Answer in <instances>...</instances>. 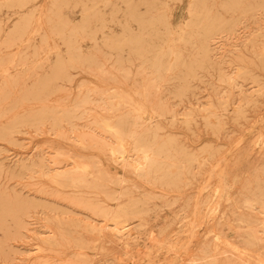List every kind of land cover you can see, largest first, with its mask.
<instances>
[{"label": "rangeland", "instance_id": "rangeland-1", "mask_svg": "<svg viewBox=\"0 0 264 264\" xmlns=\"http://www.w3.org/2000/svg\"><path fill=\"white\" fill-rule=\"evenodd\" d=\"M130 1L139 18L168 13L172 30L188 19L189 0ZM201 1L214 14L232 13L234 27L220 34L211 61L202 65L192 63L195 44L175 39L180 63L160 72L131 50L109 48L110 37L122 32L124 0H67L58 9L65 34L82 24L85 7L98 13L102 21L92 16L89 22L94 33L78 38L91 61L74 56L54 33L48 19L54 0L0 7V264H264L262 0ZM224 3L232 4L230 14ZM130 27L137 29L134 22ZM156 34L149 43L167 35ZM238 66L248 73L238 76ZM6 75L14 80L2 85ZM133 98L145 102L141 119L133 115ZM104 117L148 140L155 132L154 140L176 153V161L194 160L175 183L137 176L133 141L124 142L127 152L118 159L109 150L118 139L97 125ZM76 164L90 166L97 187L80 193L50 180L53 172L83 175ZM101 189L125 195L104 200ZM129 197L140 200V211L123 235L113 233L111 221L93 206L101 199L115 209L129 205ZM47 236L56 242L45 245Z\"/></svg>", "mask_w": 264, "mask_h": 264}, {"label": "bare ground", "instance_id": "bare-ground-1", "mask_svg": "<svg viewBox=\"0 0 264 264\" xmlns=\"http://www.w3.org/2000/svg\"><path fill=\"white\" fill-rule=\"evenodd\" d=\"M24 1L25 0H0V7L5 5V4H14V2H24ZM124 1H126L125 2L126 3V12L124 14L125 20H124V22L122 23V26H121L122 27V32H121L120 35H116V36H111L110 37L111 42H110L109 48L111 50H123L124 48H126L129 51L130 50L133 51L137 55L143 57L144 61L149 60L150 61V66L153 68V70L155 72H160L161 70H169V69L172 68V66H175V65L180 63L181 54H180V51L178 50V47L174 43L175 39H177V40H179L181 42H190V43H193V44L196 45L197 58L195 60H193L192 63H195L197 65H200V64L202 65V63L205 62V61L206 62H210L211 61V57H212V51H213L212 45L215 44V42H216L215 40L218 37H221L220 34L223 31L231 30L234 27V23H235V20H236L235 17L231 13V10L233 11L232 7H229V6L232 5L231 3H224L222 5V7L224 9V12L227 11L228 13L229 12L231 13V14L229 13L230 15L228 17H225L221 13H218V14L212 13L211 9L207 8L206 6H204V4H203V2L201 0H189V5H188V8H187L188 10L186 9L187 13H188V19L183 24H181L180 27H178L177 30H175V29L172 30V29H170V22L168 21V19H167L168 16L166 15L168 13L165 14L164 11L161 10L159 12V14L156 16L155 19L147 20V19L139 18L138 14L136 13L135 4H133L130 0H124ZM63 5L64 6L68 5L67 0H54V2H53L54 10L52 11V15L50 14V16L48 17V19H50V21L52 22V26L55 28V30L53 28H51V29L54 30V33L58 37L63 38L64 40L67 41V43L69 45V51L72 52V54L74 56H76L77 58H80L82 60L91 61V59L89 58L88 54L81 53L80 45H78V38L82 37L81 35L91 36L92 32L94 33L93 30L91 32L90 23H89L90 22V18L92 16H94L97 21H102V20L99 17L98 13H96V12L89 13L86 10L88 7L87 8L85 7L83 10L86 13L84 15L85 18H84V21L82 22V24L73 26L71 28H68L67 34H65L64 33L65 32L64 28H66L68 25H67L66 21H64L63 19H61V18H59L57 16L58 15V9L61 6H63ZM259 5L262 7V9H264V0H262V3L259 4ZM83 7H84V5H83ZM92 7L93 6H90L89 8H92ZM159 7L161 8L162 6L159 5ZM17 8L20 9L19 7H17ZM156 13H158V12H156ZM27 14H28V12L25 15H27ZM46 15H49V14H46ZM28 18H30V17H28ZM43 18H45V17H43ZM132 22L136 23V26H137L136 30H132V28L130 27ZM20 23H21V21H20ZM26 23H27V21H26ZM43 23H46V22H43ZM27 25H28V23H27ZM103 27H104V25H100V29L101 28L103 29ZM260 29L264 30V24L262 25V27H260ZM48 30H49V28H48ZM25 31H24V33H25ZM13 32H14V30H13ZM50 32L51 31H48V33H50ZM157 32L167 33V35H168V33L171 34V32H173V34H175L176 37L175 38L173 36L172 37H168L166 35V36L162 37V42L161 43H156V44L149 43L148 42L149 36H153ZM262 32H264V31H262ZM24 33L22 35H24ZM44 33H45V31H44ZM101 33H102V35L104 34L103 31ZM12 35H13V33H12ZM14 39H13V41H14ZM5 41L7 42V39H5ZM8 41L10 42V39ZM3 42H4V40H3ZM9 42L6 43V44L10 45ZM167 58H170V60L168 61ZM7 59H9V58H7ZM2 60H3V58H1V61ZM1 63L4 64L6 62H4V63L1 62ZM66 65H67V63H66ZM59 66H60V64H58L57 67H59ZM263 66H264V63H263ZM64 69H66V68L64 67ZM244 69L245 68L238 66V74L237 75L239 76L240 74H243V72H246ZM4 70H6V68ZM34 70H36V68ZM192 70H193V68H192V66H190L189 73ZM185 72H187V71H185ZM246 73H248V72H246ZM63 75H65V74H63ZM12 77H11V79H9L10 77L8 75L4 76L1 79L2 85H6L5 83H7V84L8 83H12L13 80H14V79H12ZM25 79H27V77ZM151 81H153V80L151 79ZM147 82H150V79ZM238 85H239V83H238ZM149 86H153V85L149 84ZM260 86L261 85H259V87ZM256 92L257 91H255V93ZM112 93H114V92H112ZM141 93H143V92L141 91ZM107 94H109V93H107ZM8 96H9V93H8L7 97ZM109 96H111V95H109ZM119 96H120V94H119ZM4 97H6V95ZM112 97H114V96H112ZM247 99H249V98H247ZM247 99H246V101H247ZM249 100H251V99H249ZM208 103H210V102H208ZM114 104H116V100H115ZM130 106H132V105H130ZM110 109L112 110V108H110ZM40 111H42V110H40ZM133 111L135 113L133 115H135L136 119H141L146 113H148V110H147V108L145 106V102H144V104L143 103H137L135 101V99H134ZM155 113H156V110L151 108L150 111H149V115L153 116ZM209 113H211V112H209ZM28 118H30V117H28ZM93 120H95V119H93ZM95 121H97V120H95ZM112 123H113V121H112ZM112 123L106 117L99 118V120L97 121V125L99 126V129L101 127L107 133H110V134L112 133V138H114V136H115L118 139V143L115 144L116 146H112V145L109 146V150L112 152V154L118 156V159H119V157L124 159L125 153L127 152V148L125 147V145H126L125 143H127V142H125V141L126 140H132L133 141L132 145H130L129 143L128 144L131 146L130 149L134 150L135 154H137V156H136L137 159H135L133 161V164H132V162L130 164H132L131 167H133L134 173L137 176H145L146 178L152 177L154 179L159 178V179H162L163 181H165L167 183H175L178 180V177L180 178L179 175L182 172H184L186 166L192 160H194V158H192V157H184V158L179 159L177 161L174 160V157H175L176 153L174 154V152H171L170 149L165 148L163 146V142L162 143H158L157 141H155L154 140L155 132H152V139L148 140L145 136H143V132L142 133L141 132H136V130H134L132 127H131L132 130L124 132V131H122L121 129L118 128L117 124H112ZM133 125H134V123H133ZM102 129H101V131H102ZM109 136H111V135H109ZM117 139H114V140H116V142H117ZM81 142H83V141H81ZM106 144H108V143H106ZM105 146L107 148V145H105ZM128 148H129V146H128ZM172 150H173V148H172ZM58 154H56V155H58ZM74 168L75 169H79V170L81 169L82 172H83V175H80V174H76L75 175V174H72V173L69 174L66 171H64V172H56L55 171L56 172L55 174H54V172H53V175L49 174L51 179L47 178V180L48 179L52 180V182L54 184L60 186L61 188L62 187L74 188L80 193H82L81 188H83V187H85V188L87 186H89V187L90 186L97 187V182L96 181H98L97 179H99V178H97L93 174V171L91 170L90 166H87V165L86 166H80L79 164H76ZM172 168H174V170ZM60 171H62V170H60ZM84 176H86L87 178L86 177L84 178ZM98 186H100V185H98ZM101 186H103V185H101ZM104 187H106V185ZM96 190H99V189H96ZM84 191H85V189H84ZM100 191L103 193L104 200L107 199V200H110V201L120 198V195H125V194H122V193H119V194H115L113 192L109 193V191L106 192L103 189H101ZM92 194H93V192H92ZM90 198L92 199V197H90ZM128 200H129V205H127V204L126 205H118L117 208H115V209H110L111 207H108L107 205H103V200H101V199L97 200L96 202H101L102 204H100V203L98 204L97 203L95 205V207L93 206L94 210L99 212L100 215H102V217H104L105 220H110L111 221V223L113 224V233L114 232L122 233V235H123V230L127 228L126 222L128 221V219L134 217L136 215V213H138L140 211V208H139L140 200L134 199V198H130V197H129ZM20 201L22 202L21 199H20ZM88 202H87V204H88ZM18 206L21 207V205H18ZM85 207H87V206H85ZM19 210H21V209H19ZM10 215H12V214L10 213ZM18 223H20V222H18ZM125 226H126V228H125ZM55 230H56V228H55ZM59 233H61V232H59ZM42 240L45 243V245L46 244L50 245V243H53V240H55L54 242H56L55 238H53V240H52L51 238H48V236H47V238L44 237Z\"/></svg>", "mask_w": 264, "mask_h": 264}]
</instances>
